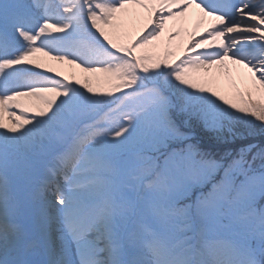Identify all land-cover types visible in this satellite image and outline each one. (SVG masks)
Listing matches in <instances>:
<instances>
[{
    "label": "snow or ice",
    "instance_id": "1",
    "mask_svg": "<svg viewBox=\"0 0 264 264\" xmlns=\"http://www.w3.org/2000/svg\"><path fill=\"white\" fill-rule=\"evenodd\" d=\"M239 125L264 130V0H0V264H264Z\"/></svg>",
    "mask_w": 264,
    "mask_h": 264
},
{
    "label": "rangeland",
    "instance_id": "2",
    "mask_svg": "<svg viewBox=\"0 0 264 264\" xmlns=\"http://www.w3.org/2000/svg\"><path fill=\"white\" fill-rule=\"evenodd\" d=\"M185 27L188 30H191L193 25H191L189 22L185 25ZM184 39H187V35H184ZM49 64H51L53 67H55L57 70L61 71V73L65 76H67L69 79L75 80V79H80L82 78L84 75H86L85 73H82L81 70L77 67H75L74 65H66V64H57L56 62L53 61H49ZM229 68L232 70V76L233 79L239 84V78L235 77L238 76V73L240 70H242V67L240 66H234V65H229ZM95 82V81H94ZM229 87V82L227 80V78H224L222 80V84H221V91H226ZM6 118V115H5ZM238 127V136L236 138H229V143L230 142H236L239 141L241 143H244L246 141H249V137H247V133H243L240 129V125L237 126ZM256 133V132H255ZM201 135H203V131H201ZM244 147V146H243ZM259 164V165H258ZM255 166L257 168H259L261 166V161L259 159H257L255 161Z\"/></svg>",
    "mask_w": 264,
    "mask_h": 264
},
{
    "label": "trees",
    "instance_id": "3",
    "mask_svg": "<svg viewBox=\"0 0 264 264\" xmlns=\"http://www.w3.org/2000/svg\"><path fill=\"white\" fill-rule=\"evenodd\" d=\"M240 129L243 133H247L249 141L244 143L239 141L229 143L228 141L222 146L223 151H232L233 148H240L246 145H255L257 146V149L264 148V130L260 129L259 127L249 128L246 125H240Z\"/></svg>",
    "mask_w": 264,
    "mask_h": 264
},
{
    "label": "bare ground",
    "instance_id": "4",
    "mask_svg": "<svg viewBox=\"0 0 264 264\" xmlns=\"http://www.w3.org/2000/svg\"><path fill=\"white\" fill-rule=\"evenodd\" d=\"M189 23L194 26V20H190ZM245 71L246 70L242 68V70H240L239 73H242V72H245ZM235 77L239 78V75L238 76H235ZM5 120H7V115H6Z\"/></svg>",
    "mask_w": 264,
    "mask_h": 264
}]
</instances>
